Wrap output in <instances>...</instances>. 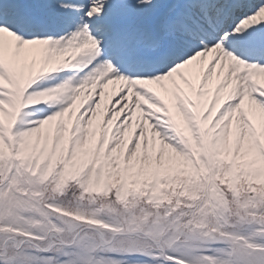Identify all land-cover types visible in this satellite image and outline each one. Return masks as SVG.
I'll list each match as a JSON object with an SVG mask.
<instances>
[{
    "label": "snow or ice",
    "instance_id": "1",
    "mask_svg": "<svg viewBox=\"0 0 264 264\" xmlns=\"http://www.w3.org/2000/svg\"><path fill=\"white\" fill-rule=\"evenodd\" d=\"M0 264H264V0H0Z\"/></svg>",
    "mask_w": 264,
    "mask_h": 264
}]
</instances>
